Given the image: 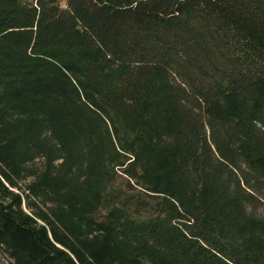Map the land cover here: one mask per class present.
Instances as JSON below:
<instances>
[{
  "label": "trees",
  "instance_id": "1",
  "mask_svg": "<svg viewBox=\"0 0 264 264\" xmlns=\"http://www.w3.org/2000/svg\"><path fill=\"white\" fill-rule=\"evenodd\" d=\"M0 80L2 264H264V0H0Z\"/></svg>",
  "mask_w": 264,
  "mask_h": 264
},
{
  "label": "rangeland",
  "instance_id": "2",
  "mask_svg": "<svg viewBox=\"0 0 264 264\" xmlns=\"http://www.w3.org/2000/svg\"><path fill=\"white\" fill-rule=\"evenodd\" d=\"M10 85L5 82V81H1L0 80V93H2L7 87H9ZM119 186H115L113 189H118ZM256 212L260 215L264 216V205L260 206L256 209ZM6 259V256L4 254L0 255V264H2V261H4Z\"/></svg>",
  "mask_w": 264,
  "mask_h": 264
}]
</instances>
